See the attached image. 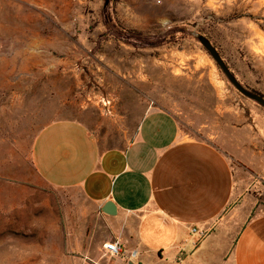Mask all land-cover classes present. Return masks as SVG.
Returning a JSON list of instances; mask_svg holds the SVG:
<instances>
[{"label":"rangeland","instance_id":"rangeland-1","mask_svg":"<svg viewBox=\"0 0 264 264\" xmlns=\"http://www.w3.org/2000/svg\"><path fill=\"white\" fill-rule=\"evenodd\" d=\"M194 34L264 99V0H0V264L114 259L94 208L31 166L36 134L58 120L116 146L145 110H166L188 136L225 145L251 180L250 218L264 212V109Z\"/></svg>","mask_w":264,"mask_h":264},{"label":"crops","instance_id":"crops-1","mask_svg":"<svg viewBox=\"0 0 264 264\" xmlns=\"http://www.w3.org/2000/svg\"><path fill=\"white\" fill-rule=\"evenodd\" d=\"M216 139L188 136L172 114L151 107L116 146L101 145L81 121L52 122L30 158L45 184L78 191L94 208L101 244L117 242L125 254L108 264H264V212L250 218L251 180ZM108 203L113 215L102 211ZM192 228L208 235L189 252Z\"/></svg>","mask_w":264,"mask_h":264},{"label":"water","instance_id":"water-1","mask_svg":"<svg viewBox=\"0 0 264 264\" xmlns=\"http://www.w3.org/2000/svg\"><path fill=\"white\" fill-rule=\"evenodd\" d=\"M108 0H106V3ZM195 39L198 41L200 46L206 51L210 58L214 61L218 69L224 75L228 83L243 97L256 103L258 106L264 109V99L258 95L252 94L237 81L235 76L230 72L223 59L220 57L217 50L212 46V44L203 36L194 34ZM103 213L106 215H113L115 213L114 207L111 203H108L103 209ZM125 264H134L131 260L126 261Z\"/></svg>","mask_w":264,"mask_h":264},{"label":"built area","instance_id":"built-area-1","mask_svg":"<svg viewBox=\"0 0 264 264\" xmlns=\"http://www.w3.org/2000/svg\"><path fill=\"white\" fill-rule=\"evenodd\" d=\"M109 105L110 103L107 102ZM208 233L203 230H198L196 228H192L190 231V236L192 237L190 241V248L194 251L196 250L199 245L202 243V241L207 237ZM103 250L107 256L110 258H123L125 257V254L119 246L117 242H111V243H106L103 245ZM135 257V254H130L128 256L129 259H133Z\"/></svg>","mask_w":264,"mask_h":264},{"label":"trees","instance_id":"trees-1","mask_svg":"<svg viewBox=\"0 0 264 264\" xmlns=\"http://www.w3.org/2000/svg\"><path fill=\"white\" fill-rule=\"evenodd\" d=\"M245 89V88H244ZM247 90V89H246ZM248 91V90H247ZM250 92V91H249ZM250 93H252V92H250ZM252 94H255V93H252ZM255 95H257V94H255ZM259 96V95H258ZM261 97V96H260ZM256 104V103H255Z\"/></svg>","mask_w":264,"mask_h":264}]
</instances>
